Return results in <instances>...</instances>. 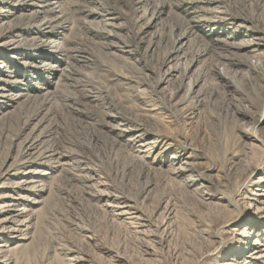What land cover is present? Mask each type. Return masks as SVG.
<instances>
[{
  "label": "rangeland",
  "instance_id": "obj_1",
  "mask_svg": "<svg viewBox=\"0 0 264 264\" xmlns=\"http://www.w3.org/2000/svg\"><path fill=\"white\" fill-rule=\"evenodd\" d=\"M263 97L264 0H0V264H264Z\"/></svg>",
  "mask_w": 264,
  "mask_h": 264
},
{
  "label": "bare ground",
  "instance_id": "obj_2",
  "mask_svg": "<svg viewBox=\"0 0 264 264\" xmlns=\"http://www.w3.org/2000/svg\"><path fill=\"white\" fill-rule=\"evenodd\" d=\"M124 96L125 95H123V97ZM126 98L128 100V96L127 95H126ZM180 104L181 105H179L180 106L179 108H178L177 105L171 104V103L169 104V107H168L170 112H171V120H169V123L173 124L176 127V130H177V133H178L177 134L178 136L176 137L177 141L180 142L182 145L189 144V145H193L195 147L201 148L204 145V143L206 142V137H207V134H208L207 131L205 130L206 126L205 127L202 126L196 120L197 119V114H196V106H195V104H193L192 102L186 101V100H184V102H182ZM257 105H259L260 107L264 106V97L261 98L259 101L257 100ZM166 135L169 136L170 134L166 133ZM6 222H8L7 218L3 219V220H0V234H2V232L4 231V227L3 226L6 224ZM229 240H228L227 244L224 246V248H226L225 250H227L229 248L228 244L232 243L235 239H234L233 236H230ZM216 252H217V250H216ZM227 252H228V250H227ZM214 254H215V252L214 253H210L209 255H207L204 258V263L206 262V264H211L209 262H212V264H220L218 261H214L213 260L214 259V257H213Z\"/></svg>",
  "mask_w": 264,
  "mask_h": 264
}]
</instances>
